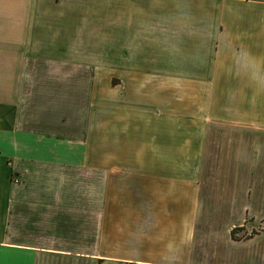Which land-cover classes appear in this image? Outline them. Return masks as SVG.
I'll list each match as a JSON object with an SVG mask.
<instances>
[{
	"label": "crops",
	"instance_id": "1",
	"mask_svg": "<svg viewBox=\"0 0 264 264\" xmlns=\"http://www.w3.org/2000/svg\"><path fill=\"white\" fill-rule=\"evenodd\" d=\"M0 264H264V0H0Z\"/></svg>",
	"mask_w": 264,
	"mask_h": 264
},
{
	"label": "rangeland",
	"instance_id": "2",
	"mask_svg": "<svg viewBox=\"0 0 264 264\" xmlns=\"http://www.w3.org/2000/svg\"><path fill=\"white\" fill-rule=\"evenodd\" d=\"M120 77H122V75H116V77L112 80V82L122 83V81L120 80ZM158 77L160 80H157L153 75H146L148 89L145 93L147 97L148 109H149V106L153 103H156L159 105L163 103L167 104L168 102H170L171 99H173L174 103L172 107H169L170 108V110H168L169 113H166V114L172 113L173 115H177L181 117V116H185V114L191 113V111L186 112L187 110H192V114L202 113L201 112L202 111V92H201L200 86H198L197 83H193L189 80H186V78H181V77H178L179 79H174L172 81H169L170 77H166V76H158ZM106 78H107V75L105 74L100 75V80H101L100 90L101 91H102V88H104L102 83L105 86V82L103 81V79H106ZM156 82H159L160 84L162 83L163 85H165V83L168 82L169 90L154 91L150 89L152 86H155ZM103 91L104 93H106L107 91L106 87ZM129 94L131 96H136L137 98L136 91H130ZM173 96L176 97V99L172 98ZM100 103H102V101H100ZM163 105L165 106V104ZM126 110H128L127 107H126ZM149 116L153 117V115H148V119H150ZM134 141L137 142V139H134ZM130 177H133V176H130Z\"/></svg>",
	"mask_w": 264,
	"mask_h": 264
}]
</instances>
